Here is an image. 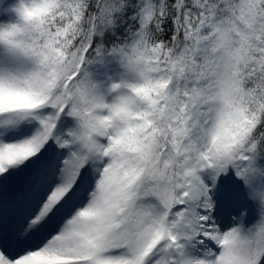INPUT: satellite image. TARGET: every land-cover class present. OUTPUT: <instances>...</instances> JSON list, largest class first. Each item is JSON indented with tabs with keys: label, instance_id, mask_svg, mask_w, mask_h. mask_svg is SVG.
Wrapping results in <instances>:
<instances>
[{
	"label": "snow or ice",
	"instance_id": "6c2138e0",
	"mask_svg": "<svg viewBox=\"0 0 264 264\" xmlns=\"http://www.w3.org/2000/svg\"><path fill=\"white\" fill-rule=\"evenodd\" d=\"M0 264H264V0H0Z\"/></svg>",
	"mask_w": 264,
	"mask_h": 264
}]
</instances>
